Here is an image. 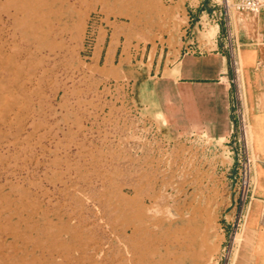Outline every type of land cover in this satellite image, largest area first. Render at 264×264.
<instances>
[{
	"label": "rangeland",
	"instance_id": "obj_1",
	"mask_svg": "<svg viewBox=\"0 0 264 264\" xmlns=\"http://www.w3.org/2000/svg\"><path fill=\"white\" fill-rule=\"evenodd\" d=\"M224 11L0 0V264L228 263L235 182L148 94L154 54L189 50Z\"/></svg>",
	"mask_w": 264,
	"mask_h": 264
},
{
	"label": "crops",
	"instance_id": "obj_2",
	"mask_svg": "<svg viewBox=\"0 0 264 264\" xmlns=\"http://www.w3.org/2000/svg\"><path fill=\"white\" fill-rule=\"evenodd\" d=\"M197 24L204 29L188 42L189 50L173 59L154 54L148 94L164 125L204 144L217 158L216 172L233 182L240 97L256 157L255 187L243 237L227 264H264V12L231 13L225 27L209 16ZM234 211L225 214V234L233 230Z\"/></svg>",
	"mask_w": 264,
	"mask_h": 264
},
{
	"label": "built area",
	"instance_id": "obj_3",
	"mask_svg": "<svg viewBox=\"0 0 264 264\" xmlns=\"http://www.w3.org/2000/svg\"><path fill=\"white\" fill-rule=\"evenodd\" d=\"M246 12L257 15L264 12V0H225V18L228 25L231 11ZM228 42L233 46L231 33L228 32ZM236 113L238 115L237 137L235 138V149L237 151V168L235 180V204L233 218V232L238 234L242 231L247 216L249 205L255 187V164L256 157L253 152L249 133V123L243 111L240 97L236 103Z\"/></svg>",
	"mask_w": 264,
	"mask_h": 264
},
{
	"label": "bare ground",
	"instance_id": "obj_4",
	"mask_svg": "<svg viewBox=\"0 0 264 264\" xmlns=\"http://www.w3.org/2000/svg\"><path fill=\"white\" fill-rule=\"evenodd\" d=\"M170 220V219H169ZM241 238V237H240ZM188 243V242H187Z\"/></svg>",
	"mask_w": 264,
	"mask_h": 264
},
{
	"label": "trees",
	"instance_id": "obj_5",
	"mask_svg": "<svg viewBox=\"0 0 264 264\" xmlns=\"http://www.w3.org/2000/svg\"><path fill=\"white\" fill-rule=\"evenodd\" d=\"M225 27V26H224Z\"/></svg>",
	"mask_w": 264,
	"mask_h": 264
}]
</instances>
